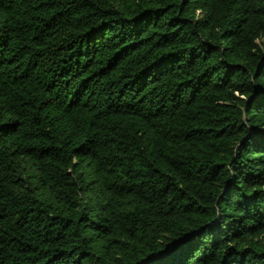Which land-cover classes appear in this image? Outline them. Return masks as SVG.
<instances>
[{
  "label": "trees",
  "instance_id": "obj_1",
  "mask_svg": "<svg viewBox=\"0 0 264 264\" xmlns=\"http://www.w3.org/2000/svg\"><path fill=\"white\" fill-rule=\"evenodd\" d=\"M0 264H264V0H0Z\"/></svg>",
  "mask_w": 264,
  "mask_h": 264
}]
</instances>
